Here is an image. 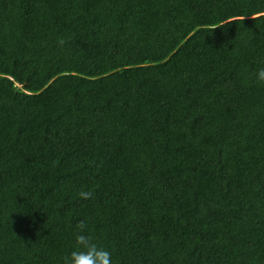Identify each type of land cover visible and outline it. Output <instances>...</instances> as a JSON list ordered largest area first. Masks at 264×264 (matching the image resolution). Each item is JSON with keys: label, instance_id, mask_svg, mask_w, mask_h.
Segmentation results:
<instances>
[{"label": "trees", "instance_id": "1", "mask_svg": "<svg viewBox=\"0 0 264 264\" xmlns=\"http://www.w3.org/2000/svg\"><path fill=\"white\" fill-rule=\"evenodd\" d=\"M262 68L264 0H0V264H264Z\"/></svg>", "mask_w": 264, "mask_h": 264}, {"label": "clouds", "instance_id": "2", "mask_svg": "<svg viewBox=\"0 0 264 264\" xmlns=\"http://www.w3.org/2000/svg\"><path fill=\"white\" fill-rule=\"evenodd\" d=\"M64 43L63 39L59 41L61 46ZM256 79L259 83L264 84V68L258 71ZM79 195L82 199L87 200L93 194L90 191H81ZM77 227L80 231L75 237L76 249L65 257L64 264H112L111 252L95 243L93 237L84 234V222H80Z\"/></svg>", "mask_w": 264, "mask_h": 264}]
</instances>
